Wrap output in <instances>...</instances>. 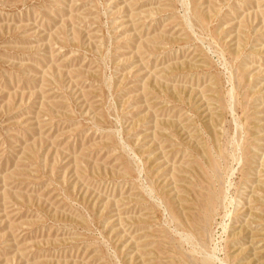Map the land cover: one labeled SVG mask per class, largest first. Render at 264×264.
Here are the masks:
<instances>
[{"label": "rangeland", "instance_id": "obj_1", "mask_svg": "<svg viewBox=\"0 0 264 264\" xmlns=\"http://www.w3.org/2000/svg\"><path fill=\"white\" fill-rule=\"evenodd\" d=\"M0 264H264V0H0Z\"/></svg>", "mask_w": 264, "mask_h": 264}, {"label": "bare ground", "instance_id": "obj_2", "mask_svg": "<svg viewBox=\"0 0 264 264\" xmlns=\"http://www.w3.org/2000/svg\"><path fill=\"white\" fill-rule=\"evenodd\" d=\"M194 199H195V197H194ZM197 200V199H196ZM195 201V200H194ZM198 203H200L199 201H197ZM197 204V203H196ZM200 205V204H199ZM202 208V207H201ZM208 210V209H207ZM206 213V212H205ZM207 214V213H206ZM192 218H193V216H191ZM194 220V219H193ZM194 222V221H193ZM188 225V224H187ZM190 228V227H189ZM192 231H193V229H192Z\"/></svg>", "mask_w": 264, "mask_h": 264}]
</instances>
